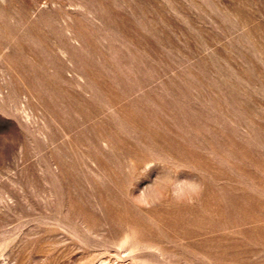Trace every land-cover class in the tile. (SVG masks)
I'll return each mask as SVG.
<instances>
[{
  "label": "rangeland",
  "instance_id": "rangeland-1",
  "mask_svg": "<svg viewBox=\"0 0 264 264\" xmlns=\"http://www.w3.org/2000/svg\"><path fill=\"white\" fill-rule=\"evenodd\" d=\"M0 264H264V0H0Z\"/></svg>",
  "mask_w": 264,
  "mask_h": 264
}]
</instances>
